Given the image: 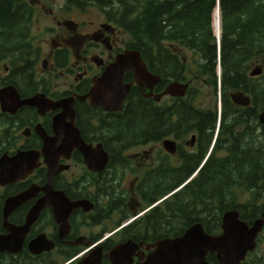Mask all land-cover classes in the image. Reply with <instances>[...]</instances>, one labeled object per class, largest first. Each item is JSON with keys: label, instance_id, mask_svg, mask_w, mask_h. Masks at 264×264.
Returning a JSON list of instances; mask_svg holds the SVG:
<instances>
[{"label": "flooded vegetation", "instance_id": "obj_1", "mask_svg": "<svg viewBox=\"0 0 264 264\" xmlns=\"http://www.w3.org/2000/svg\"><path fill=\"white\" fill-rule=\"evenodd\" d=\"M17 1L18 16L29 20L28 55L16 61L10 51L0 54V91L14 86L22 99L43 96L54 107L43 113L23 107L14 115L0 108V137L4 138L2 143L0 139V158H13L19 152L39 155L37 167L24 178L0 182V237L23 238L20 252H0V264H78L92 252L93 243H102L104 264L109 252L129 240L144 243L146 258L152 251L147 247L157 242V224H166L163 215L176 204L171 200L189 193L188 187L198 179L220 177L226 163L232 164L231 174L251 181L246 185L248 201L235 206L245 208L250 227L262 218L264 181L257 185L254 181L264 180V124L260 122L264 55L241 69L240 76L233 79V89L225 91L216 74L214 85L213 67L208 66L212 52L202 39L189 38L188 0L178 17L166 0H152L151 41L145 46L128 27L141 0ZM78 2L85 5L78 7ZM131 9L136 10L127 15ZM202 26L197 23L198 30ZM129 52L140 53L149 74L159 79L152 96L145 98L133 72L127 71L124 84L130 90L121 111L108 112L92 104L88 96L97 83ZM257 66L263 73L253 77ZM174 82L188 85L187 95L166 94ZM218 85L221 107L204 106L203 89H218ZM235 94L248 97L249 106L237 105L231 97ZM136 97L150 104L149 133H136L128 139L110 137L106 127L123 120ZM77 130L84 144L94 150L91 163L79 147ZM46 141L47 156L56 168L52 189L48 188ZM99 146L108 155L105 164ZM255 164H263L261 172L254 171ZM171 186L176 188L169 191ZM25 193L30 195L25 202L11 203ZM160 194L162 198L148 205ZM45 198L53 200L54 207L46 205L37 213ZM219 205L217 199L215 208ZM237 211L243 220L242 212ZM205 214V208L192 209L187 202L182 218L196 220ZM128 228L131 235L125 232ZM263 240L264 227L256 250L244 264L253 257L264 259V253L257 255ZM139 261L137 258L135 264Z\"/></svg>", "mask_w": 264, "mask_h": 264}, {"label": "trees", "instance_id": "obj_2", "mask_svg": "<svg viewBox=\"0 0 264 264\" xmlns=\"http://www.w3.org/2000/svg\"><path fill=\"white\" fill-rule=\"evenodd\" d=\"M166 2L169 5V10L177 14L176 17L181 16L186 10L184 8L185 0H166ZM18 5L19 2L17 0L11 3L6 0H0V54H6L10 51L16 61L27 57V48L29 46V20L18 16ZM77 5L82 7L85 3L78 2ZM216 5L217 0L187 1L186 7L188 6V19L190 22L189 38L195 42H199L202 39L201 41H203L206 49L212 52V58L208 66L213 67L215 86L217 84L215 74L219 44L220 65L222 68L221 79L224 83V90L229 91L233 89L231 86L234 85L233 79L240 76L241 69L247 68L250 62H255L256 59L264 55V0H220L219 5L222 16L220 42H218L211 30V13ZM135 10H127V15ZM140 10L135 16L136 19L128 21V27L131 28L130 31L133 34H136L139 42L145 46L150 44L151 41L152 0H141ZM198 22L203 25L201 30L197 28ZM177 27L179 31L182 30V25L179 24ZM29 50L31 51L32 48L29 47ZM150 111V104L136 97L134 105L130 104L128 112L124 113L123 116L121 115L123 120L119 119L110 122L106 127L108 135L115 139L132 138L133 135H137L136 133L147 135L152 124ZM0 139L4 138L0 137ZM262 165L255 164L254 171L260 170L259 172H261ZM223 167L220 177L212 178L211 176H206L198 179L188 187L190 189H188L189 193L186 191L178 194L171 200L172 203L176 204H173L172 208L163 215L162 221L165 220L166 224H157L154 241L181 236L196 222L203 223L209 234L217 235L220 233L223 213L231 209H237L242 212L243 220L250 223L251 217L245 213V208L241 209L235 206L237 202L234 203L231 195L235 194V187L246 188L247 183L251 181L240 174V177L231 174L230 168H232V164L226 163ZM260 181L264 180H255L254 185H257ZM176 186H171L172 188L169 191L175 189ZM162 197L163 195L160 194L156 200L148 205H152ZM186 198L188 201H186ZM217 199L220 200L219 209L215 208ZM187 202H189V206L192 209L205 208V217L196 220H192L190 217L188 221L183 220L182 217L185 215ZM176 207L181 211L178 212ZM256 213V211L252 212L253 215H256ZM131 230V228H128L125 232L131 235ZM130 237L134 239V237ZM106 248L108 249L109 247ZM208 261L212 264H217L214 255H210ZM104 264L109 263L105 260Z\"/></svg>", "mask_w": 264, "mask_h": 264}, {"label": "water", "instance_id": "obj_3", "mask_svg": "<svg viewBox=\"0 0 264 264\" xmlns=\"http://www.w3.org/2000/svg\"><path fill=\"white\" fill-rule=\"evenodd\" d=\"M218 8L220 9L219 6ZM126 71L133 72L137 86L141 88L145 98H150L153 87L159 82V79L153 78L149 74L140 53L129 52L118 58L117 62L111 66L104 77L97 83L92 95L88 96L92 104L101 105L108 112L121 111L130 90V86L124 84V73ZM262 73L263 68L257 66L251 75L259 77ZM187 89L188 85L174 82L169 86L166 94L182 97L186 95ZM231 97L239 106H249L250 104L249 98L243 94H235ZM49 103L51 102L45 100L43 96L22 99L14 86H9L0 91L1 111L10 115L16 114L23 107H35L43 113L44 110L54 107L53 104ZM260 122L264 124V111L260 115ZM77 135L79 137V147L91 163L92 151L94 150L84 144L78 130ZM48 143L46 141L44 154L46 156V164L49 167L48 188L52 189L51 184L56 174V168L47 156ZM97 151L100 156L104 155L105 164L108 160L107 153L103 151L101 146L97 148ZM38 160L39 155L34 152H19L13 158L4 155L0 158V182H14L24 178L37 167ZM98 163V161L95 162V164ZM29 197V193H25L14 198L11 203L17 206L25 202ZM46 205L54 207L53 200L43 199L39 203L36 212H40ZM263 227L264 212L262 218L257 220L253 227H250L247 222L240 219V214L237 210H231L224 212L222 215L221 234H209L202 223H195L181 236L162 239L155 244L149 245L147 250L152 249V251L146 258H144L143 253L144 243H137L134 240L117 245L106 255V258L109 264H135L137 258L140 259L138 264H212L208 261V258L210 255H214L217 264H244L248 254L256 250L257 237ZM22 244V237L14 236L13 239L0 237V252L18 253L22 248ZM91 247L93 249L92 252L78 264H103L105 254L102 243H93Z\"/></svg>", "mask_w": 264, "mask_h": 264}, {"label": "rangeland", "instance_id": "obj_4", "mask_svg": "<svg viewBox=\"0 0 264 264\" xmlns=\"http://www.w3.org/2000/svg\"><path fill=\"white\" fill-rule=\"evenodd\" d=\"M213 11H214V9H213ZM213 11L211 13V30H212V34L214 36H217V33L215 32L214 27H213V18H214ZM212 15H213V17H212ZM221 21H222V19H221ZM221 27H222V22H221ZM221 30H222V28H221ZM262 62H263V59H260L259 64L261 66H262ZM216 75L219 79L220 71H219L218 65L216 68ZM221 99H222V90L220 89L219 85H218V89H216V88L209 89L208 87H205L203 89V99L202 100H203L204 106L213 105V107L217 106V108H220L221 107ZM1 143H2V140H1ZM234 191H235V194L231 195L234 203H236V202L246 203V201H248L247 191H246L245 187H241V188L235 187ZM254 201L257 202V199L256 200L254 199ZM133 219H135V218L130 219V221ZM263 243H264V240H263ZM257 253H258L257 255H261L262 253H264V244L261 245V247L258 249ZM247 264H264V259L261 261V260H259V258L253 257L252 259L248 260Z\"/></svg>", "mask_w": 264, "mask_h": 264}, {"label": "bare ground", "instance_id": "obj_5", "mask_svg": "<svg viewBox=\"0 0 264 264\" xmlns=\"http://www.w3.org/2000/svg\"><path fill=\"white\" fill-rule=\"evenodd\" d=\"M141 11V10H140ZM143 13V12H142ZM213 13H214V18H213V27H214V30H215V32L218 34V32L220 31V28H221V18H222V16H221V10L218 8V6H216L215 8H214V11H213ZM141 14V13H140ZM139 16V15H138ZM212 17H213V15H212ZM136 19V18H135ZM211 43H213L212 41H211ZM214 44V43H213ZM127 72V71H126ZM233 88V87H232ZM187 95V94H186Z\"/></svg>", "mask_w": 264, "mask_h": 264}]
</instances>
